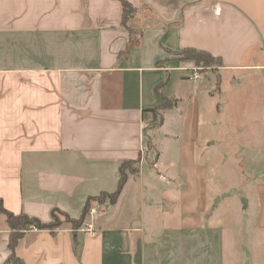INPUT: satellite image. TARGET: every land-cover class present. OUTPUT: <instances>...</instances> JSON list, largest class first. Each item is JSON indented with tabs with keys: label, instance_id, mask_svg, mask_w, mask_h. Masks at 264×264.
Listing matches in <instances>:
<instances>
[{
	"label": "crops",
	"instance_id": "1",
	"mask_svg": "<svg viewBox=\"0 0 264 264\" xmlns=\"http://www.w3.org/2000/svg\"><path fill=\"white\" fill-rule=\"evenodd\" d=\"M126 1L123 26L119 0H0L4 208L48 222L105 195L94 235L28 227L11 247L0 213V264H264V183L245 218L224 219L206 158L236 102L264 151V0ZM185 48L218 63L175 59Z\"/></svg>",
	"mask_w": 264,
	"mask_h": 264
},
{
	"label": "rangeland",
	"instance_id": "2",
	"mask_svg": "<svg viewBox=\"0 0 264 264\" xmlns=\"http://www.w3.org/2000/svg\"><path fill=\"white\" fill-rule=\"evenodd\" d=\"M174 57L179 61L184 60L180 51ZM216 64V61L212 60L209 66L195 65L206 69ZM235 105L236 108L230 110L223 108L216 117L213 143L209 145L206 154L209 160L208 173L211 182L209 185H212L213 189H216V186L219 188L221 200L219 199L217 204L222 207L220 208L224 219L233 222L247 216V207L251 205L250 201L255 197L256 185L264 183V151L260 148L263 139L261 123L258 122V118L251 115L254 112L249 104L243 102L241 106L240 102H236ZM253 108L255 110L256 107ZM135 169L136 165L129 163L125 171ZM94 202L100 203V197L88 199V207ZM107 205H109L108 201L105 203V206ZM62 214L63 212L53 213L56 221L60 223L59 226H70L69 220L73 218L67 214L66 218ZM88 220L86 209L84 222ZM50 221H53L52 216Z\"/></svg>",
	"mask_w": 264,
	"mask_h": 264
},
{
	"label": "trees",
	"instance_id": "3",
	"mask_svg": "<svg viewBox=\"0 0 264 264\" xmlns=\"http://www.w3.org/2000/svg\"><path fill=\"white\" fill-rule=\"evenodd\" d=\"M122 6V17H121V24L123 26H127L128 21L133 16L135 12V8L126 0H119ZM181 56H183L184 60H192L195 64L198 66H209V64L212 62V60L216 61L218 63V60L214 58L211 54H209L206 51L197 50L194 48H185L180 51ZM183 61V60H182ZM168 80V77L166 76L165 79L156 86V90L159 91V88L163 86V84ZM171 103L166 99L164 96L162 97L161 106H170ZM132 164V162L126 161L121 163L119 167V179L117 183V187L115 191L108 195L110 202H115L118 195L120 194L129 173H134L135 170H130L128 172L125 171V168L128 166V164ZM105 195H99L100 201H103ZM90 199V198H88ZM88 199L86 200L85 204L82 207V211L78 218H73L69 220L70 226L72 229H78L82 223L84 222L85 217V211L88 209ZM54 212L62 213L60 210H53L51 212L52 220L48 222H43L40 219L29 216L23 212L14 214L11 211H8L4 208L2 204V200L0 198V213L4 214L6 223L10 228V234H9V245L12 247L15 243V241L22 235V233L28 228L30 225H35L37 229H45L49 230L50 232H53L58 226L59 222L56 221L55 216L53 215ZM66 218L67 215L63 212V214Z\"/></svg>",
	"mask_w": 264,
	"mask_h": 264
},
{
	"label": "built area",
	"instance_id": "4",
	"mask_svg": "<svg viewBox=\"0 0 264 264\" xmlns=\"http://www.w3.org/2000/svg\"><path fill=\"white\" fill-rule=\"evenodd\" d=\"M198 77L197 72H193L191 74V78L195 79ZM100 213V204L98 202H94L92 205H90L87 209V216L89 217L88 222H83L80 226V230L88 233L89 235H94L96 230L94 227V219L99 215ZM35 229L36 227H32Z\"/></svg>",
	"mask_w": 264,
	"mask_h": 264
},
{
	"label": "water",
	"instance_id": "5",
	"mask_svg": "<svg viewBox=\"0 0 264 264\" xmlns=\"http://www.w3.org/2000/svg\"><path fill=\"white\" fill-rule=\"evenodd\" d=\"M243 201H245V200H243Z\"/></svg>",
	"mask_w": 264,
	"mask_h": 264
}]
</instances>
